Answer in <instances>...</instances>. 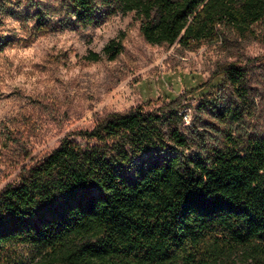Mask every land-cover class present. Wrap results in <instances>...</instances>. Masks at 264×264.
Returning <instances> with one entry per match:
<instances>
[{
	"label": "trees",
	"instance_id": "1",
	"mask_svg": "<svg viewBox=\"0 0 264 264\" xmlns=\"http://www.w3.org/2000/svg\"><path fill=\"white\" fill-rule=\"evenodd\" d=\"M130 13L146 43L192 50L216 41L220 26L257 38L264 0H59L26 18L40 37L67 20L88 29ZM54 16L62 18L52 24ZM102 52L85 59L114 61L122 39ZM255 65L264 67V55L221 64L181 96L109 112L65 136L0 189V264H23L5 256L13 246L47 250L46 264H264ZM192 100L198 125L189 130L182 105ZM154 149L174 154L132 165Z\"/></svg>",
	"mask_w": 264,
	"mask_h": 264
},
{
	"label": "rangeland",
	"instance_id": "2",
	"mask_svg": "<svg viewBox=\"0 0 264 264\" xmlns=\"http://www.w3.org/2000/svg\"><path fill=\"white\" fill-rule=\"evenodd\" d=\"M59 0H0V43H13L0 53V189L18 181L21 173L55 149L73 132L89 130L109 112H125L177 97L217 66L264 55V21L253 26L257 38L241 37L220 26L216 41L197 49L152 46L139 32L133 13L81 29L67 20L63 30L34 37L26 15ZM62 16H54L52 24ZM122 39L123 52L114 61L90 62V53L103 55L104 46ZM261 87L251 124L264 131V67H253ZM190 97H187V99ZM198 98V97H195ZM193 100L183 103L182 127L194 130L198 114ZM76 142L80 138L71 136ZM186 151L185 153H189ZM174 154L148 150L133 166ZM47 250L13 246L5 256L23 264H46Z\"/></svg>",
	"mask_w": 264,
	"mask_h": 264
}]
</instances>
